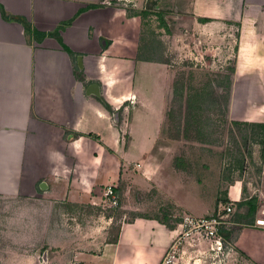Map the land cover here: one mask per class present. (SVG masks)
Returning a JSON list of instances; mask_svg holds the SVG:
<instances>
[{"label":"crops","instance_id":"0c3cea01","mask_svg":"<svg viewBox=\"0 0 264 264\" xmlns=\"http://www.w3.org/2000/svg\"><path fill=\"white\" fill-rule=\"evenodd\" d=\"M156 1V8L173 9L161 11L167 14L163 17L167 27L160 24L158 28L167 37L177 38L182 30H169L172 20L205 29L240 25L233 81L244 73L264 70L254 57L264 56V0ZM0 6L11 16L3 18L0 10L1 196L22 194L30 200L46 197L70 202L83 198L95 204L108 184L116 185L121 193L120 177L136 170V184H155L165 190L169 201L185 214H209L207 210L196 214L193 203L197 205L201 197L179 177L163 180L171 150L162 132L169 75L164 62L148 60L141 53L145 43L141 42L139 13L129 14L116 0H0ZM16 17H23L30 30ZM145 66L160 79L155 91L158 99L146 94ZM94 82L111 111L100 96L86 93ZM228 117L264 123V102L249 113L229 112ZM109 156L108 164L105 157ZM11 170L15 182L27 184L25 193L5 185L12 181ZM240 182L236 179L229 186L231 200L241 198ZM25 206L19 209L20 235L0 252V264H158L180 221L168 227L159 222V218L166 220L164 215L138 214L121 222L116 241L101 240L94 233L69 235L65 227L69 225L54 219L51 229L47 224L37 227L33 220L26 224L24 216L33 219L37 205ZM58 214H68V210H58ZM86 228L104 231L100 225ZM38 231L46 233L39 237ZM209 247V240L198 234L186 238L175 264H207L203 251ZM230 251L239 252L252 264H264V228L239 229ZM215 261L220 264L222 256Z\"/></svg>","mask_w":264,"mask_h":264},{"label":"rangeland","instance_id":"374dc122","mask_svg":"<svg viewBox=\"0 0 264 264\" xmlns=\"http://www.w3.org/2000/svg\"><path fill=\"white\" fill-rule=\"evenodd\" d=\"M147 2L148 0L139 2L116 0V5L125 6L129 14L133 12H136L135 15L140 14L141 42L145 43V52L141 49V53H144L148 60L164 62L168 69L166 85L169 92L166 95V119L162 132L169 140L171 150L166 158L167 175L163 176V180L173 176L179 177L180 181L187 185L188 190L192 192L196 190L201 197L197 205L192 202L197 208L196 214L205 210L211 214L226 202L225 196L230 200L229 186L233 185L236 179H240L239 200L256 195L258 201L255 216L264 217L260 212L261 209L264 210L262 132L259 127L252 126L251 122L235 121L228 117L229 112L236 116L249 113L260 102H264V70L258 73H244L233 81L240 25L226 23L205 29L189 21L180 25L177 24V20H172L169 30L173 32L182 30L176 35L177 38H171L165 36L166 33L158 28V25L160 26L158 21L161 11L169 12L173 9L164 6L156 8L153 3L151 5ZM254 57L257 62L260 60L259 63L264 65V56L257 54ZM149 68L145 66L146 94L158 99L155 91L158 89L157 82L160 79ZM231 100L233 107L230 106ZM111 158L105 157V161L109 164ZM12 170L13 182L5 185L25 193L27 184L22 181L15 182ZM135 171L120 177L118 182L121 190L120 205L116 207L106 206L103 197L95 204H88L89 202L83 201V198L70 202L61 199L49 200L46 197L30 200L25 199L22 194L0 195V252L13 244L14 239L20 235L17 223L20 207L26 205L25 208L29 209L33 202L37 205V211L33 219L30 215L24 216L26 224L33 220L37 227L47 224L49 229L54 219L58 224L69 225L65 226L70 229L69 235L78 233L88 236L94 233L98 234L101 240L113 239L121 222L131 220L136 214L152 213L159 216L167 214L171 225L180 220L185 214L181 207L170 202L168 193L158 189L155 184L146 187L136 184L133 177ZM160 182L163 185L162 180ZM182 193L184 194V191ZM232 201L237 208L235 204L237 201ZM122 205L127 207L126 210ZM61 209L68 210V214H58V210L61 212ZM109 216L111 217L107 219ZM101 220H106L107 223ZM88 224L93 227L95 225V228L100 225V230L104 231L102 233L89 231L86 228ZM245 226L235 227L229 244L225 243L223 253H220V257L222 256L220 264L224 262L252 264L239 252L234 251L232 254L230 251L239 229ZM44 233L46 232L38 231L37 234L41 237L40 235ZM203 255L207 264H216L217 258L210 249L203 251Z\"/></svg>","mask_w":264,"mask_h":264},{"label":"built area","instance_id":"2783aa9c","mask_svg":"<svg viewBox=\"0 0 264 264\" xmlns=\"http://www.w3.org/2000/svg\"><path fill=\"white\" fill-rule=\"evenodd\" d=\"M102 197L108 207H116L119 203V194L116 191V185L108 184L104 187ZM236 208L234 202L230 199L222 207L208 215H193L186 213L182 215L175 229V236L168 245L158 264H175L179 257L181 243L195 234L207 238L210 242V250L215 258L223 253L225 243L229 244V239L221 233V230L232 233L235 227L243 226L242 223L234 219ZM264 214V210H260ZM264 228V217L256 215L254 222L250 225ZM212 264V263H211Z\"/></svg>","mask_w":264,"mask_h":264},{"label":"trees","instance_id":"16d2710c","mask_svg":"<svg viewBox=\"0 0 264 264\" xmlns=\"http://www.w3.org/2000/svg\"><path fill=\"white\" fill-rule=\"evenodd\" d=\"M149 4L152 5H156L157 1L155 2L154 0H148ZM91 6H95V5H91ZM0 10H1V13H2V16L3 18L5 19H9L11 16H8L6 15L4 9L0 6ZM17 20H19L25 30H30V24L23 18V17H16ZM159 18H160V24H163V25H166V21L165 19L163 18V13L160 12L159 13ZM203 21L207 20V19H202ZM101 103L109 110L111 111V108L109 106V104L103 99V97H99L98 98ZM190 99V98H189ZM252 126H257L260 128L261 132H262V140L264 141V123H253L251 124ZM97 138V137H96ZM116 191L118 192V189L116 188ZM119 194V192H118ZM226 195V194H225ZM224 201H228L226 199V196H225V200ZM257 198L255 196H251V197H248V198H244L242 200H239L237 201L235 204H236V211H235V214H234V219L240 223H242L243 225H250L254 222V219H255V213H256V210H257ZM118 205H120V194H119V203ZM241 209V211H240ZM135 216H139L138 214H136ZM134 216V217H135ZM167 214L164 215V218L166 220H163L162 218H159V222H162L163 224H165L166 226L170 227L171 224L169 223V219L167 218ZM120 228V227H119ZM119 228H118V233H119ZM118 233L116 235V237H114L112 240L113 241H116L118 239ZM221 233L225 236L226 239H230V235H231V232L229 231H225V230H221Z\"/></svg>","mask_w":264,"mask_h":264},{"label":"water","instance_id":"95a60500","mask_svg":"<svg viewBox=\"0 0 264 264\" xmlns=\"http://www.w3.org/2000/svg\"><path fill=\"white\" fill-rule=\"evenodd\" d=\"M166 16H167V14H164V15H163L164 18H166ZM80 58H81V57H78V61H79V66L81 67L82 65H81V62H80V60H81ZM86 93H87V94H93V95L99 97V96H100V86H99V84H98V83H95V82H94V83H91V84L87 87ZM43 185H45L44 182H42V184L40 185V187H41L42 189L44 188Z\"/></svg>","mask_w":264,"mask_h":264}]
</instances>
